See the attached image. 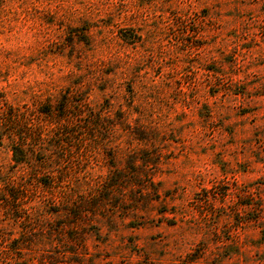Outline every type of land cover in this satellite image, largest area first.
<instances>
[{
	"label": "clouds",
	"instance_id": "9594fccd",
	"mask_svg": "<svg viewBox=\"0 0 264 264\" xmlns=\"http://www.w3.org/2000/svg\"><path fill=\"white\" fill-rule=\"evenodd\" d=\"M0 264H264V0H0Z\"/></svg>",
	"mask_w": 264,
	"mask_h": 264
},
{
	"label": "rangeland",
	"instance_id": "374dc122",
	"mask_svg": "<svg viewBox=\"0 0 264 264\" xmlns=\"http://www.w3.org/2000/svg\"><path fill=\"white\" fill-rule=\"evenodd\" d=\"M49 23H51L52 21H51V19H49V21H48ZM192 31H195V29L193 28V29H191ZM67 40H71V36H69V37H67ZM211 191V189H207L206 190V193L207 192H210ZM163 212H167L168 210L167 209H163L162 210ZM173 211H174V209H173ZM168 219H169V221L171 222V223H174L175 222V218L174 217H172V216H168L167 217ZM153 239H154V237H153Z\"/></svg>",
	"mask_w": 264,
	"mask_h": 264
}]
</instances>
